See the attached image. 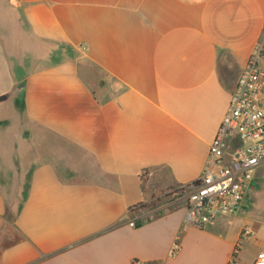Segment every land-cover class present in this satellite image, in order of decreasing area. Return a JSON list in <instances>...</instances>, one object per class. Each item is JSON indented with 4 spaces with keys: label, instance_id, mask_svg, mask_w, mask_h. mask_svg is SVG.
Returning <instances> with one entry per match:
<instances>
[{
    "label": "crops",
    "instance_id": "crops-1",
    "mask_svg": "<svg viewBox=\"0 0 264 264\" xmlns=\"http://www.w3.org/2000/svg\"><path fill=\"white\" fill-rule=\"evenodd\" d=\"M263 23L264 0H0V264H230L244 227L254 264L261 167L203 228L161 199L203 173Z\"/></svg>",
    "mask_w": 264,
    "mask_h": 264
},
{
    "label": "built area",
    "instance_id": "built-area-1",
    "mask_svg": "<svg viewBox=\"0 0 264 264\" xmlns=\"http://www.w3.org/2000/svg\"><path fill=\"white\" fill-rule=\"evenodd\" d=\"M264 166V23L263 34L241 69L227 112L210 143L203 173L193 183L171 191L187 195L184 229L203 228L216 219L234 216L250 190L256 171ZM135 227V220L130 222ZM254 236L244 227L230 264L237 262L243 243ZM180 236L170 256L180 252ZM254 264H264V252Z\"/></svg>",
    "mask_w": 264,
    "mask_h": 264
},
{
    "label": "rangeland",
    "instance_id": "rangeland-1",
    "mask_svg": "<svg viewBox=\"0 0 264 264\" xmlns=\"http://www.w3.org/2000/svg\"><path fill=\"white\" fill-rule=\"evenodd\" d=\"M260 172H261V179H260V183H259V186L261 187V192H260V194H259V197H258V200H257V203H258V205H260L261 206V210L264 212V166H262L261 168H260ZM172 192L171 191H169V193H167L164 197H163V199H161L160 201L161 202H164V201H168V197L169 196H172ZM264 215V214H263Z\"/></svg>",
    "mask_w": 264,
    "mask_h": 264
},
{
    "label": "trees",
    "instance_id": "trees-1",
    "mask_svg": "<svg viewBox=\"0 0 264 264\" xmlns=\"http://www.w3.org/2000/svg\"><path fill=\"white\" fill-rule=\"evenodd\" d=\"M144 176H145V174H144ZM145 182V181H144Z\"/></svg>",
    "mask_w": 264,
    "mask_h": 264
}]
</instances>
